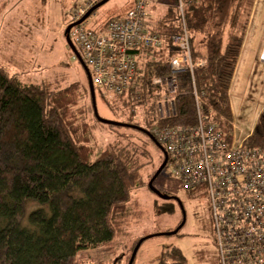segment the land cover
Wrapping results in <instances>:
<instances>
[{"label":"trees","instance_id":"16d2710c","mask_svg":"<svg viewBox=\"0 0 264 264\" xmlns=\"http://www.w3.org/2000/svg\"><path fill=\"white\" fill-rule=\"evenodd\" d=\"M236 1L186 0L184 4L201 112L228 130L234 124L230 88L244 43V28L225 37L227 24H236L231 15ZM155 9L150 22L164 45L140 56L142 101L129 97L121 102L105 101L116 112H123L120 114L126 119L117 121L139 125L150 133L160 98L151 81L171 74L170 59L177 52L173 37L182 33L177 8ZM199 62L203 64L197 65ZM177 79V113L160 122L195 124L192 73L180 72ZM79 91L75 84L53 89L23 82L0 64V264H102L82 261L80 253L95 248L114 251L116 240L130 236L133 225L144 216L133 199V192L145 184L137 149L109 146L95 156L86 112L79 106ZM149 101L152 103L147 104ZM141 106L144 114L138 111ZM140 132L164 161L162 149ZM246 144L264 146V111ZM187 192L192 199L206 198L200 189ZM30 203L34 206L29 207ZM166 249L158 264H187L180 249ZM202 250L198 255L201 260L209 254ZM215 253L212 258L218 264Z\"/></svg>","mask_w":264,"mask_h":264},{"label":"rangeland","instance_id":"374dc122","mask_svg":"<svg viewBox=\"0 0 264 264\" xmlns=\"http://www.w3.org/2000/svg\"><path fill=\"white\" fill-rule=\"evenodd\" d=\"M86 1L0 0V63L26 83H42L53 89L73 84L79 86V106L86 112L84 116L89 125V143L95 156L109 146H127L138 151L137 158L142 165L141 174L145 184L133 192V199L139 203L144 216L133 225L130 236H121L116 240L114 251L103 248L84 250L80 253L81 260L128 264L138 242L133 240L156 234L142 243L133 264H158V257L170 247L180 249L187 264H214L212 257L216 242L208 199L190 198L189 192L178 180L171 178L164 168L156 177L154 185L163 193L178 196L182 200L186 222L176 234H161L176 229L184 213L174 198L164 199L149 186L162 164L159 150L140 131L103 123L93 114L87 76L65 37V29L72 22L71 14ZM163 1L162 5H158L159 8L164 9L177 2ZM133 3L134 0H109L94 11L88 19V25L92 28L101 27L108 20L125 15ZM231 15L236 18V24H227L225 37L228 38L231 31L238 32L244 28V43L230 88L237 137L243 139L254 130L264 111V0H237ZM96 98L102 117L115 120L125 118L120 114L123 113L121 109L118 113L107 105L105 101L111 100L110 97L96 92ZM151 103L149 101L147 104ZM141 107L138 111L144 114L145 108ZM33 206L34 203L29 204V207ZM202 249L209 254L201 260L199 256L204 251Z\"/></svg>","mask_w":264,"mask_h":264},{"label":"built area","instance_id":"2783aa9c","mask_svg":"<svg viewBox=\"0 0 264 264\" xmlns=\"http://www.w3.org/2000/svg\"><path fill=\"white\" fill-rule=\"evenodd\" d=\"M101 0H87L71 16L76 23L70 38L89 68L96 92L121 102L142 101L141 55L163 47V39L152 28L150 18L159 0H134L123 15L98 28L88 19L77 23ZM177 0L168 7L178 9L182 33L173 37L177 52L170 59V75L153 77L158 89L152 134L168 154L167 174L187 191L200 189L209 202L218 264H264V146L250 147L237 137L235 123L228 130L205 118L200 109L194 81L190 33L184 4ZM203 62L197 63L202 65ZM189 70L197 104V122L192 125L162 124L175 116L179 94L177 74Z\"/></svg>","mask_w":264,"mask_h":264},{"label":"water","instance_id":"95a60500","mask_svg":"<svg viewBox=\"0 0 264 264\" xmlns=\"http://www.w3.org/2000/svg\"><path fill=\"white\" fill-rule=\"evenodd\" d=\"M107 1L109 0H101L100 2H98L96 5H94L87 13L86 15L80 19L77 23H80L82 22L83 20H85L87 17H89L92 13H94V11L99 8L100 6H102L103 4H105ZM76 24V23H71L69 24L66 29H65V37H66V40L69 44V46L71 47V49L73 50V52L76 54V56L78 57V59L80 60L86 74H87V81H88V87H89V90H90V95H91V99H92V106H93V110H94V114L96 116V118L103 122V123H106V124H110V125H116V126H124V127H130V128H136L146 134H148L156 143L157 145L162 149L164 155H165V158H164V161L162 162V164L160 165V167L158 168L157 172L154 174V176L152 177V179L150 180L149 182V186L151 188V190L156 193L158 196L164 198V199H169V198H174L180 208L182 209L183 213H184V218L182 220V222L178 225V227L172 231H168V232H162L161 234H165V235H172V234H176L178 233V231L184 226L185 222H186V214H185V209H184V205H183V202L182 200L178 197V196H172V195H169V194H165L163 193L161 190H159L155 185H154V181L156 179V177L164 170L166 164H167V161H168V154L167 152L164 150L163 146L155 139L154 135L152 133H150L147 129L139 126V125H135V124H131V123H125V122H121V121H117V120H114V119H107V118H104L100 115L99 113V110H98V106H97V98H96V90H95V87L93 85V81H92V77H91V73L89 71V68L85 65V63L83 62L80 54L78 53L76 47L74 46L71 38H70V30L72 28V26ZM156 234H150V235H147L145 237H142L138 240L137 244L135 245L134 249H133V252H132V255L129 259V262L128 264H133L135 258H136V255L138 253V250L140 248V246L142 245V243L147 239V238H150L152 236H154Z\"/></svg>","mask_w":264,"mask_h":264},{"label":"crops","instance_id":"0c3cea01","mask_svg":"<svg viewBox=\"0 0 264 264\" xmlns=\"http://www.w3.org/2000/svg\"><path fill=\"white\" fill-rule=\"evenodd\" d=\"M159 1H161V0H159ZM161 2H164L163 0L161 1ZM2 12V9H0V13ZM1 65H2V63H0ZM4 66V65H3ZM5 67V66H4ZM160 257V256H159ZM158 257V258H159Z\"/></svg>","mask_w":264,"mask_h":264},{"label":"bare ground","instance_id":"6f19581e","mask_svg":"<svg viewBox=\"0 0 264 264\" xmlns=\"http://www.w3.org/2000/svg\"><path fill=\"white\" fill-rule=\"evenodd\" d=\"M263 55H262V58L264 59V52L262 53ZM196 73V72H195ZM158 100V99H157ZM187 211V210H186Z\"/></svg>","mask_w":264,"mask_h":264},{"label":"flooded vegetation","instance_id":"af4514ba","mask_svg":"<svg viewBox=\"0 0 264 264\" xmlns=\"http://www.w3.org/2000/svg\"><path fill=\"white\" fill-rule=\"evenodd\" d=\"M85 71V70H84ZM85 74H86V72H85ZM86 76H87V74H86ZM163 162V161H162Z\"/></svg>","mask_w":264,"mask_h":264}]
</instances>
